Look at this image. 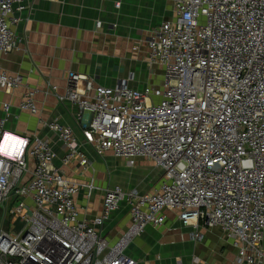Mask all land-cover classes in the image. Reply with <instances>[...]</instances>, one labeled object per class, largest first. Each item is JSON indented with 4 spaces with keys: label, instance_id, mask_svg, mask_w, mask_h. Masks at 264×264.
Here are the masks:
<instances>
[{
    "label": "built area",
    "instance_id": "obj_1",
    "mask_svg": "<svg viewBox=\"0 0 264 264\" xmlns=\"http://www.w3.org/2000/svg\"><path fill=\"white\" fill-rule=\"evenodd\" d=\"M172 10L147 41L148 64L163 70L160 86L135 89L132 76L95 86L71 72L59 96L78 106L98 156L110 152L129 166L150 160L162 172L157 188H107L100 215L81 218V185L55 165L51 139L9 130L12 104L0 102V264H141L125 245L148 225L162 226L171 210L186 225L221 228L236 248L234 264H264V0H173ZM26 11L32 0H0V57L20 49ZM23 81L0 65V96ZM18 108L39 111L34 89ZM44 125L64 165H93L72 126ZM121 202L131 225L111 245L103 225Z\"/></svg>",
    "mask_w": 264,
    "mask_h": 264
},
{
    "label": "crops",
    "instance_id": "obj_2",
    "mask_svg": "<svg viewBox=\"0 0 264 264\" xmlns=\"http://www.w3.org/2000/svg\"><path fill=\"white\" fill-rule=\"evenodd\" d=\"M172 9L173 0H32V11L23 12L16 28L20 49L0 57L3 69L24 78L17 89L0 96V102L12 104L6 127L51 139L55 165L81 185L75 198L81 218L100 215L107 188L151 191L160 185L162 172L145 158L129 166L110 152L98 156L85 142L78 106L59 96L65 94L71 72L94 79L95 86L113 87L131 76L129 84L135 89L160 86L163 70L148 64L147 41L153 29L171 18ZM28 89L35 90V114L18 108ZM53 119L72 126L80 150L93 160L91 167H80L77 159L71 165L62 163L57 136L44 125ZM91 183L94 189L88 195ZM130 225L128 206L121 202L105 220L104 236L116 244ZM197 230L204 236L200 241L193 236ZM124 253L141 264H234L237 251L221 228L186 225L179 211L171 210L162 226L148 225L125 245Z\"/></svg>",
    "mask_w": 264,
    "mask_h": 264
},
{
    "label": "rangeland",
    "instance_id": "obj_3",
    "mask_svg": "<svg viewBox=\"0 0 264 264\" xmlns=\"http://www.w3.org/2000/svg\"><path fill=\"white\" fill-rule=\"evenodd\" d=\"M172 17V16H171Z\"/></svg>",
    "mask_w": 264,
    "mask_h": 264
}]
</instances>
